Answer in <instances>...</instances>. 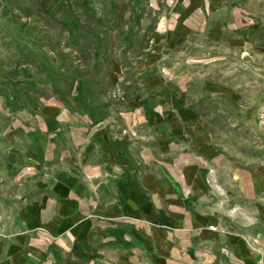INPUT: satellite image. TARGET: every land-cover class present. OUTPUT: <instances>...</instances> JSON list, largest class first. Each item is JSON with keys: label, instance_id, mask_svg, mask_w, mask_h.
<instances>
[{"label": "rangeland", "instance_id": "rangeland-1", "mask_svg": "<svg viewBox=\"0 0 264 264\" xmlns=\"http://www.w3.org/2000/svg\"><path fill=\"white\" fill-rule=\"evenodd\" d=\"M0 150V181L98 167L102 191L127 156L152 177L163 152L264 157V0H0ZM247 220L229 264H264V217Z\"/></svg>", "mask_w": 264, "mask_h": 264}, {"label": "crops", "instance_id": "crops-1", "mask_svg": "<svg viewBox=\"0 0 264 264\" xmlns=\"http://www.w3.org/2000/svg\"><path fill=\"white\" fill-rule=\"evenodd\" d=\"M207 157L167 162L163 152L152 177L134 175L127 156L121 164L111 162L112 171H121L110 178L108 191L101 189L98 167L93 180L63 173L54 178L41 169L33 179L25 167L19 181L2 177L0 264H73L69 255L76 256L75 264H193L189 250L229 264L219 252L227 250L239 261L248 217H264V157L214 150ZM17 159L22 162V154ZM7 166L0 164L2 174ZM205 167L221 174L220 193L211 188ZM218 223L219 229L207 227Z\"/></svg>", "mask_w": 264, "mask_h": 264}]
</instances>
